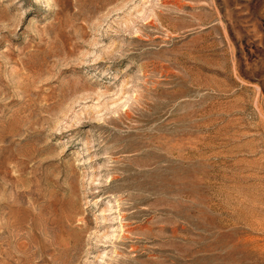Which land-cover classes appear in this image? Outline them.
Segmentation results:
<instances>
[{"label":"rangeland","instance_id":"1","mask_svg":"<svg viewBox=\"0 0 264 264\" xmlns=\"http://www.w3.org/2000/svg\"><path fill=\"white\" fill-rule=\"evenodd\" d=\"M0 264H264V0H0Z\"/></svg>","mask_w":264,"mask_h":264}]
</instances>
